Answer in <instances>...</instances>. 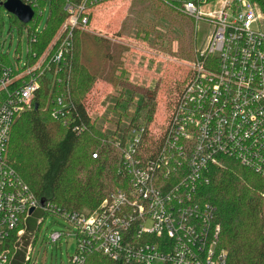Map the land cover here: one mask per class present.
Instances as JSON below:
<instances>
[{"label":"built area","instance_id":"1","mask_svg":"<svg viewBox=\"0 0 264 264\" xmlns=\"http://www.w3.org/2000/svg\"><path fill=\"white\" fill-rule=\"evenodd\" d=\"M20 1L33 10L27 25L34 26L25 28L22 68L0 59V264L16 262L19 251L21 264H30L36 236L24 250L19 245L36 213L58 215L73 227L76 251L70 264H88L92 255L123 264H227L226 251L217 245L215 208L195 196L222 159L264 178V0H156L194 21L195 31L205 22L211 33L193 50L188 81L155 157L139 158L143 127L130 128L123 141L120 135L114 147L121 153L120 174L128 190H117L83 213L39 202L7 153L15 120L32 109L45 87L51 118L76 135L87 130L74 124L78 114L70 97L74 36L87 30L89 14L101 0L65 4L58 38L39 55L31 47L39 33L36 10L38 18L43 10L39 0ZM63 235L51 233L48 244Z\"/></svg>","mask_w":264,"mask_h":264},{"label":"trees","instance_id":"2","mask_svg":"<svg viewBox=\"0 0 264 264\" xmlns=\"http://www.w3.org/2000/svg\"><path fill=\"white\" fill-rule=\"evenodd\" d=\"M81 1L39 0L38 9L43 10L48 4L50 15L44 30L37 34L36 44L31 47L33 52L39 55L52 43L66 19L63 11L65 4L77 6ZM107 1L110 0H101L100 4ZM0 9L3 10L2 7ZM37 14L36 10V22ZM10 17L18 26H32L33 29L34 25L26 26L12 15ZM89 17L91 18V12ZM79 32L85 31H76L74 36L70 97L78 114L74 124L83 125L87 130L76 135L66 125L51 118V97L45 87L41 98L34 102L32 109L20 114L15 120L10 133L7 158L39 202L67 212L83 213L95 210L117 190H128L129 182L120 174L121 153L114 147L120 135L123 141L130 128L143 127L139 158L146 161L155 157L163 143L168 120L188 81L189 73L175 94L168 114L156 133L152 134L150 125L137 122L135 117V121L131 120L121 131H96L81 100L93 79L83 71L78 74L81 79L76 77L78 68L75 41ZM154 99L155 92L147 91L142 95L138 109L150 107ZM45 103L48 108L43 112L41 107ZM153 113L152 110H147L149 122ZM72 164L85 176L81 181L70 175ZM208 178V184L197 190L195 199L202 205L209 204L215 208L214 219L220 226L217 245L218 249L226 251L227 264H264V178L230 159H222L220 167H211ZM77 182L83 189L76 187ZM29 240L30 236L23 237L19 246L24 250ZM14 241L15 238L7 241V246L12 247ZM22 259L23 254L19 251L17 261L13 264H21ZM88 264L123 263L92 255L88 258Z\"/></svg>","mask_w":264,"mask_h":264},{"label":"rangeland","instance_id":"3","mask_svg":"<svg viewBox=\"0 0 264 264\" xmlns=\"http://www.w3.org/2000/svg\"><path fill=\"white\" fill-rule=\"evenodd\" d=\"M49 15L46 4L36 22L39 33ZM60 30L61 27L52 42ZM210 33L207 23H198L195 31L194 21L156 0H110L94 7L87 30L79 32L75 41L76 77L81 79L78 74L83 71L93 79L81 99L93 128L107 133L121 131L135 117L137 122L149 124L152 134L156 133L188 76L194 48L202 47ZM27 49L26 29L0 9V58L14 69L22 68ZM147 91L155 92L153 104L139 110L141 97ZM41 108L45 112L47 103ZM147 110L154 112L150 122ZM72 166L73 179L85 178L77 166ZM75 185L83 189L79 182ZM28 228V236H36L30 264H70L76 242L73 227L64 219L55 214L44 218L36 213ZM51 233L64 235L50 245L47 241Z\"/></svg>","mask_w":264,"mask_h":264},{"label":"water","instance_id":"4","mask_svg":"<svg viewBox=\"0 0 264 264\" xmlns=\"http://www.w3.org/2000/svg\"><path fill=\"white\" fill-rule=\"evenodd\" d=\"M0 7L9 15L15 17L23 25H27L31 22L34 16L33 10L24 5L20 0H6L5 2L0 0ZM31 212L32 210L30 213Z\"/></svg>","mask_w":264,"mask_h":264}]
</instances>
